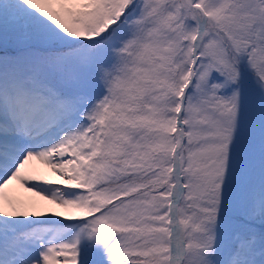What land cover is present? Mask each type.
Masks as SVG:
<instances>
[{
    "label": "snow or ice",
    "instance_id": "6c2138e0",
    "mask_svg": "<svg viewBox=\"0 0 264 264\" xmlns=\"http://www.w3.org/2000/svg\"><path fill=\"white\" fill-rule=\"evenodd\" d=\"M0 264H264V0H0Z\"/></svg>",
    "mask_w": 264,
    "mask_h": 264
},
{
    "label": "rangeland",
    "instance_id": "374dc122",
    "mask_svg": "<svg viewBox=\"0 0 264 264\" xmlns=\"http://www.w3.org/2000/svg\"><path fill=\"white\" fill-rule=\"evenodd\" d=\"M48 175H49V177L50 178H52V179H55V177L54 176H52V174L51 173H48ZM54 209V206H46V208H45V210H53Z\"/></svg>",
    "mask_w": 264,
    "mask_h": 264
}]
</instances>
